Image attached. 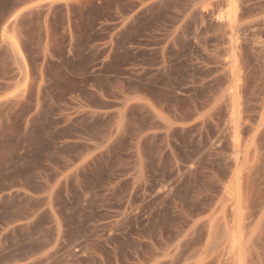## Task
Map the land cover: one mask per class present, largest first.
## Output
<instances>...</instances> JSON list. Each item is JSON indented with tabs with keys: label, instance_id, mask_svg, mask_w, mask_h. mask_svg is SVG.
Segmentation results:
<instances>
[{
	"label": "rangeland",
	"instance_id": "374dc122",
	"mask_svg": "<svg viewBox=\"0 0 264 264\" xmlns=\"http://www.w3.org/2000/svg\"><path fill=\"white\" fill-rule=\"evenodd\" d=\"M0 264H264V0H0Z\"/></svg>",
	"mask_w": 264,
	"mask_h": 264
},
{
	"label": "crops",
	"instance_id": "0c3cea01",
	"mask_svg": "<svg viewBox=\"0 0 264 264\" xmlns=\"http://www.w3.org/2000/svg\"><path fill=\"white\" fill-rule=\"evenodd\" d=\"M41 1V0H40Z\"/></svg>",
	"mask_w": 264,
	"mask_h": 264
}]
</instances>
